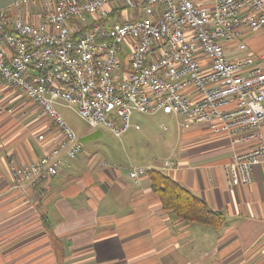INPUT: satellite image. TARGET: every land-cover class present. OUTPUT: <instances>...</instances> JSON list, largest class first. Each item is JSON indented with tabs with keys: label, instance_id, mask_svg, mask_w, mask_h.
Here are the masks:
<instances>
[{
	"label": "built area",
	"instance_id": "built-area-1",
	"mask_svg": "<svg viewBox=\"0 0 264 264\" xmlns=\"http://www.w3.org/2000/svg\"><path fill=\"white\" fill-rule=\"evenodd\" d=\"M117 9L123 21L108 23ZM246 29L264 30V0H14L0 7V80L52 127L37 136L49 145L41 156L11 161L15 187L36 189L83 151L57 104L117 137L140 129L130 122L135 110L181 114L185 127L205 123L234 143L260 136L224 165L230 187L251 184L254 166L264 167V51L226 54ZM139 172L130 171L135 183Z\"/></svg>",
	"mask_w": 264,
	"mask_h": 264
},
{
	"label": "crops",
	"instance_id": "crops-1",
	"mask_svg": "<svg viewBox=\"0 0 264 264\" xmlns=\"http://www.w3.org/2000/svg\"><path fill=\"white\" fill-rule=\"evenodd\" d=\"M12 1L0 0V7ZM116 12L108 23L123 21L114 18ZM262 51L264 30L246 29L226 54ZM0 103L14 108L13 114L0 109V264H264V167L254 166L251 184L234 187L224 171L234 152L248 150L260 136L234 143L208 124L185 127L184 121L163 162L149 158L145 167L123 168L83 146L56 175L23 190L13 183L11 161L41 156L49 145L37 136L52 127L31 101L1 80ZM98 129L90 127L80 140L96 131L85 142L98 137ZM134 168L140 171L138 183L130 177ZM154 168L221 212L223 224L190 222L166 210L150 187L147 172Z\"/></svg>",
	"mask_w": 264,
	"mask_h": 264
},
{
	"label": "rangeland",
	"instance_id": "rangeland-1",
	"mask_svg": "<svg viewBox=\"0 0 264 264\" xmlns=\"http://www.w3.org/2000/svg\"><path fill=\"white\" fill-rule=\"evenodd\" d=\"M121 11L122 9H117L113 14L115 19L122 17ZM56 108L78 136H82L91 127L72 108L64 105H56ZM184 121L185 117L180 114H147L135 110L130 122L132 125L139 123L141 129L131 126L121 137H117L110 129L102 128L101 135L82 142V145L86 151L91 154L95 152L111 165L123 168L145 167L149 158H155L159 163L164 161L165 151L171 149L168 144L176 142ZM163 124L168 126V130L162 128Z\"/></svg>",
	"mask_w": 264,
	"mask_h": 264
},
{
	"label": "trees",
	"instance_id": "trees-1",
	"mask_svg": "<svg viewBox=\"0 0 264 264\" xmlns=\"http://www.w3.org/2000/svg\"><path fill=\"white\" fill-rule=\"evenodd\" d=\"M151 189L159 196L163 207L175 216L190 222L219 227L224 218L221 212L213 210L206 200L195 195L171 176L159 169H149Z\"/></svg>",
	"mask_w": 264,
	"mask_h": 264
},
{
	"label": "water",
	"instance_id": "water-1",
	"mask_svg": "<svg viewBox=\"0 0 264 264\" xmlns=\"http://www.w3.org/2000/svg\"><path fill=\"white\" fill-rule=\"evenodd\" d=\"M100 131V129H98V132ZM97 132V131H96ZM96 132H93V133H91V134H89V135H87V136H85V137H81V141L82 142H85L87 139H89V138H92V137H94L96 134Z\"/></svg>",
	"mask_w": 264,
	"mask_h": 264
}]
</instances>
